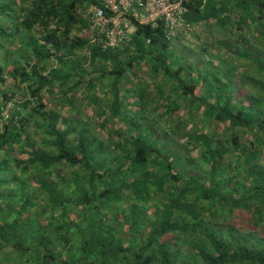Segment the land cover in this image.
<instances>
[{
    "label": "trees",
    "instance_id": "16d2710c",
    "mask_svg": "<svg viewBox=\"0 0 264 264\" xmlns=\"http://www.w3.org/2000/svg\"><path fill=\"white\" fill-rule=\"evenodd\" d=\"M102 1L0 0V264H264V0H183L197 56Z\"/></svg>",
    "mask_w": 264,
    "mask_h": 264
},
{
    "label": "built area",
    "instance_id": "2783aa9c",
    "mask_svg": "<svg viewBox=\"0 0 264 264\" xmlns=\"http://www.w3.org/2000/svg\"><path fill=\"white\" fill-rule=\"evenodd\" d=\"M186 14L183 0H103L86 16L93 32L91 43L116 50L130 42V32L137 23L152 28L162 25L169 42L189 35L193 30L186 23Z\"/></svg>",
    "mask_w": 264,
    "mask_h": 264
},
{
    "label": "rangeland",
    "instance_id": "374dc122",
    "mask_svg": "<svg viewBox=\"0 0 264 264\" xmlns=\"http://www.w3.org/2000/svg\"><path fill=\"white\" fill-rule=\"evenodd\" d=\"M89 10V9H88ZM87 10V11H88ZM87 13V12H86ZM92 30V28L90 29V31ZM255 31V30H254ZM253 31V32H254ZM193 33L190 35V36H188L187 38H185V39H183V42H182V44L181 45H177V47H176V49L177 50H180L181 49V47H182V45L183 46H189L190 47V51L192 52L191 54L192 55H198V53H199V49L200 48H202V46H203V44L206 42V40H208L210 37H212V35L214 34V35H217L218 34V31H215V32H211V31H209V30H204L203 32V34L202 33H200L199 31H192ZM75 34H77V35H80V36H84V34L86 33V31H84V32H79V31H75L74 32ZM86 35V38L87 39H89L90 38V34L88 35V34H85ZM198 35H200V37L198 38ZM234 36V35H233ZM244 38H242V40H243ZM90 40H91V38H90ZM198 48V49H197ZM189 51V52H190ZM189 52H186L185 53V55L186 56H190V54H189ZM180 53V52H179ZM178 54V53H177ZM87 66V65H86ZM141 71L143 72L142 74L144 75V78L145 79H147L149 82H152L151 81V79H150V77H151V75H150V72H146V71H144V69L142 68L141 69ZM249 86V85H248ZM248 88H250V86L248 87ZM54 106H55V104H54ZM56 107V106H55ZM85 107H87V105L86 104H84V108ZM160 112H162V109L160 110ZM183 114V113H182ZM183 119V118H182ZM119 125H121L120 123H118ZM197 157V155L196 154H193L192 155V158H196ZM1 176H3V177H5V178H8V177H10V175H1ZM17 184L16 183H13V184H11V185H7V186H5V187H2L1 189H0V194H6V193H8L9 191H10V189L11 190H14L15 189V186H16ZM123 207V206H122ZM117 213H119V212H117ZM1 261L2 262H5V259H3V258H1Z\"/></svg>",
    "mask_w": 264,
    "mask_h": 264
}]
</instances>
